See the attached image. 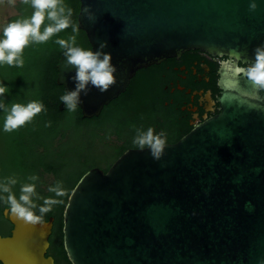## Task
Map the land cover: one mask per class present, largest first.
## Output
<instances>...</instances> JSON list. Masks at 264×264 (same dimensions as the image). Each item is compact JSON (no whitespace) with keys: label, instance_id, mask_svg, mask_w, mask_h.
Returning <instances> with one entry per match:
<instances>
[{"label":"water","instance_id":"obj_1","mask_svg":"<svg viewBox=\"0 0 264 264\" xmlns=\"http://www.w3.org/2000/svg\"><path fill=\"white\" fill-rule=\"evenodd\" d=\"M80 0L78 25L91 47L106 41L116 81L92 87L79 106L97 116L140 68L193 49L222 57L219 112L196 123L154 160L126 149L104 171L94 166L71 190L63 210V245L71 264H258L264 259V91L233 69L264 43V0ZM91 5L95 18L82 13ZM61 53L57 82L74 68ZM91 87V86H90ZM210 98V91L207 92ZM64 104L60 102L59 108ZM259 169V170H257ZM247 205V206H246ZM7 208V207H6ZM0 234L6 264H55L47 251L54 217ZM195 213V215H193Z\"/></svg>","mask_w":264,"mask_h":264},{"label":"trees","instance_id":"obj_2","mask_svg":"<svg viewBox=\"0 0 264 264\" xmlns=\"http://www.w3.org/2000/svg\"><path fill=\"white\" fill-rule=\"evenodd\" d=\"M64 2L72 7V21L78 24L80 0ZM15 8V13L3 24L31 15L28 0H18ZM69 35H75L76 43L81 46L91 47L85 30L79 27L78 33L73 34L69 27L46 42L26 45L23 66H0V83L6 85L0 103L10 107L14 102L26 104L35 99L45 105V110L31 121L10 132L2 130L4 113L0 109V177H16L17 184L11 188L17 196L20 184L33 173L39 177L36 192L40 197L54 196L48 191L49 185L62 181L64 194L56 198L59 202L43 217V220L54 217L47 255L54 257L55 264H71L63 245V210L71 190L86 171L94 166L107 171L126 149L137 147L132 143L136 127L146 129L151 126L154 132L164 130L166 142H176L192 128L188 123V110L182 109L186 93L178 89L177 82L172 83L178 77L172 66H168V61L174 57L138 69L127 89L105 105L97 116L84 117L79 106L75 112L64 107L60 109L59 98L65 88L57 82V63L63 52L54 40L56 36L67 39ZM180 82L186 87L209 88L215 94L220 92L217 78L200 84ZM172 88H175L174 92ZM46 122H50L47 127ZM47 175L52 178L48 179ZM33 199L37 205L43 202ZM6 207L0 201L2 235L10 234L13 227L3 215Z\"/></svg>","mask_w":264,"mask_h":264},{"label":"clouds","instance_id":"obj_3","mask_svg":"<svg viewBox=\"0 0 264 264\" xmlns=\"http://www.w3.org/2000/svg\"><path fill=\"white\" fill-rule=\"evenodd\" d=\"M28 2L32 9L30 16L18 17L0 26V66L4 64L23 66V50L26 45L46 42L54 34L69 27L73 34L79 31V25L72 21L73 9L64 0ZM258 6L257 0H249V11H255ZM82 13L86 14L89 20L95 18L91 5H85ZM54 43L60 46L63 57L66 58L63 60L64 66L66 68L70 66L75 70L74 75L70 77L75 82V87L71 90L66 88L59 98L69 112L77 110L82 104V97L86 96L92 87L104 92L116 81L117 67L112 62V54L104 51L106 41L99 43L95 50L93 47H83L76 43L75 35H69L67 39L56 36ZM253 56L254 59L245 61L243 66H237L233 71L237 75L242 74L255 87L256 98L261 99L259 93L264 91V43L254 48ZM5 91L6 85L0 83V96ZM0 109H3L4 113L2 130L10 132L31 121L37 113L45 110V105L42 101L33 99L26 104L14 102L10 107L0 103ZM49 123L46 122L45 126L47 127ZM132 143L142 150L147 149L154 160H159L166 149V133L164 130L154 132L151 126L146 129L136 127ZM38 179L35 173L29 175L26 181L20 184L17 196L11 188L17 184L16 177L14 175L0 177V201L7 205L6 211L9 215L22 220L25 224L35 225L42 222L44 214L59 202L56 198L64 194L62 181L57 180L48 187V191L54 196L40 197L36 192ZM33 197L43 202L37 205ZM0 264H6V261L0 259ZM258 264H264V259H260Z\"/></svg>","mask_w":264,"mask_h":264},{"label":"flooded vegetation","instance_id":"obj_4","mask_svg":"<svg viewBox=\"0 0 264 264\" xmlns=\"http://www.w3.org/2000/svg\"><path fill=\"white\" fill-rule=\"evenodd\" d=\"M168 61V66H172L178 78L172 80V83L177 82L179 90L185 91L187 98L184 99L182 109L188 110V123L192 127L204 120L206 117L214 115L219 112V103L216 101L215 94L209 88H193L191 86L181 84V80L189 81V83H203L209 82L213 78L218 80V69L222 57L213 56L205 51L199 49L188 50L180 57ZM162 61V62H164ZM161 62V63H162ZM218 86V85H217ZM219 88V87H218ZM175 88H172V92ZM210 91V98L207 92ZM220 91V90H219ZM191 130V129H190Z\"/></svg>","mask_w":264,"mask_h":264},{"label":"rangeland","instance_id":"obj_5","mask_svg":"<svg viewBox=\"0 0 264 264\" xmlns=\"http://www.w3.org/2000/svg\"><path fill=\"white\" fill-rule=\"evenodd\" d=\"M17 2H18V0H11V2H10V0H0V26L3 25L5 20L10 15L15 13V11H16L15 5ZM113 141H114V139L109 141V142L112 143ZM47 177H48V179L52 178L51 175H47Z\"/></svg>","mask_w":264,"mask_h":264}]
</instances>
